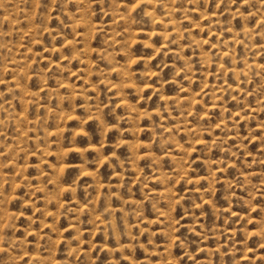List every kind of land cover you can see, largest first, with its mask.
Segmentation results:
<instances>
[{
	"label": "rangeland",
	"instance_id": "rangeland-1",
	"mask_svg": "<svg viewBox=\"0 0 264 264\" xmlns=\"http://www.w3.org/2000/svg\"><path fill=\"white\" fill-rule=\"evenodd\" d=\"M0 264H264V0H0Z\"/></svg>",
	"mask_w": 264,
	"mask_h": 264
},
{
	"label": "snow or ice",
	"instance_id": "snow-or-ice-1",
	"mask_svg": "<svg viewBox=\"0 0 264 264\" xmlns=\"http://www.w3.org/2000/svg\"><path fill=\"white\" fill-rule=\"evenodd\" d=\"M134 7H140V5L139 4H136Z\"/></svg>",
	"mask_w": 264,
	"mask_h": 264
},
{
	"label": "bare ground",
	"instance_id": "bare-ground-1",
	"mask_svg": "<svg viewBox=\"0 0 264 264\" xmlns=\"http://www.w3.org/2000/svg\"><path fill=\"white\" fill-rule=\"evenodd\" d=\"M234 72V71H233Z\"/></svg>",
	"mask_w": 264,
	"mask_h": 264
}]
</instances>
